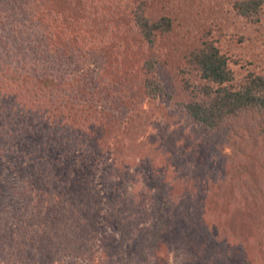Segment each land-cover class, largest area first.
Masks as SVG:
<instances>
[{
    "label": "trees",
    "instance_id": "obj_1",
    "mask_svg": "<svg viewBox=\"0 0 264 264\" xmlns=\"http://www.w3.org/2000/svg\"><path fill=\"white\" fill-rule=\"evenodd\" d=\"M94 1L103 7L108 2ZM115 1L116 8L95 14L84 0H68L66 5L63 0H0V155L15 167L23 185L20 208L13 214L0 211V263L40 258L55 264L91 257L104 199L98 169L109 170L100 166L105 163L100 160L103 144L110 140L109 124L148 99L162 98L183 120L166 153L171 159H165L177 179L156 187L153 221L132 244L129 225L117 218L121 239L110 247L123 255L139 246L138 257L145 261L173 242L190 264H232L227 251L232 239L247 235L248 217L257 227L264 210V75L251 73L236 84L229 56L208 42L207 33L205 42H195L187 31L182 48L190 39L193 46L186 57L180 50L178 61L171 64L157 52L155 39L172 30L173 20L151 19L144 15L143 4ZM170 1L158 0L157 5L172 8ZM186 1L176 0L179 8ZM209 1L222 13L217 2ZM228 2L242 19L261 15V0ZM123 21L140 35L146 51L133 60L123 52L121 58L119 46L114 48L107 65L114 74L106 67L103 86V73L94 77L90 69L94 52L107 47L99 30L115 26L114 32L126 34ZM214 26L210 21L205 30ZM102 38L117 40L110 31ZM142 123L141 131L147 121ZM181 159L182 164L173 163ZM191 164L194 170L188 171ZM236 177L247 190L254 189L240 210L247 224L225 221L219 226L225 230L212 235L213 209L218 220V212L228 205L224 181ZM200 220L202 229L191 230ZM250 257L264 262L259 252ZM246 260L241 249L236 261Z\"/></svg>",
    "mask_w": 264,
    "mask_h": 264
},
{
    "label": "rangeland",
    "instance_id": "obj_2",
    "mask_svg": "<svg viewBox=\"0 0 264 264\" xmlns=\"http://www.w3.org/2000/svg\"><path fill=\"white\" fill-rule=\"evenodd\" d=\"M54 1L56 0H50L51 3ZM67 1L63 0V4L66 5ZM84 1L95 14H100L102 10L116 8L115 0H108L106 7L94 0L91 2L90 0ZM129 1L130 3L143 4L146 17L159 20L170 17L173 20L172 30L168 33L156 34L157 38L155 39L156 50L160 55L166 57L165 61L168 59L171 64L177 62L176 59L180 56V50L186 57L187 52L191 50L187 48L193 46V41L190 39L187 46L182 48L181 37L187 31L191 32L189 36L195 42L199 39L201 42H205L207 33L208 42L215 44L221 52L229 56L230 69L236 76V84H242L243 79L251 73L264 75V0H261L262 11L259 18L255 17L250 20L235 15L231 6L228 5V0H214L222 9V13H216L213 9L214 5L208 3L211 2L209 0H206L207 2L205 0H180V2L186 1V4L180 8L176 0L170 1L172 8L167 5L163 7L157 5L158 0ZM160 1L161 4L166 3V0ZM121 6L118 4L117 9ZM191 12H194V16L191 15ZM70 17L65 18L70 19ZM115 18L116 20L112 21L116 25L118 18L117 16ZM80 19L83 18L80 17ZM210 21H213L215 26L205 30L206 24L209 25ZM122 25L126 34L119 35L116 31L114 32L115 26L106 25L99 30L100 41L107 42V47L104 51L94 52V59L90 68L94 77L97 76V73L105 72L106 67L107 71H111V76L114 74L112 68L108 67V63L112 61L111 54L117 46L121 47L117 48L121 58L122 52L124 58L133 60L141 51L145 53V43H142L140 35L133 29L130 22L123 21ZM71 30L73 31V29ZM108 31H110V36L113 39H117H114L115 42L102 38ZM113 61H115V57ZM104 77L103 73L101 75L104 84L101 83V85L103 86H105ZM115 109L117 110L116 116L119 111L116 106ZM145 121H147L146 128L141 131L142 122ZM182 123L183 120L174 112L173 105L159 98L144 101L140 106L132 108L130 113L125 115V118L122 117L120 121L116 119V122L109 124L111 128L110 140L103 144L105 146L102 149L106 151L101 153L100 157V160L105 159V163L100 166L106 165L109 170L101 171L99 170L100 167L98 169V172L100 171L98 173L99 189L104 199L101 203L100 218L98 223L94 225L98 237L95 240L96 246L93 248L89 259L61 260L55 264H122V260L129 262V264H190L186 253L178 249L173 242H171L172 244L169 243L171 246L151 252L145 261L138 257L139 246H133L131 251L127 250L123 255L118 253L116 248L113 251V248L110 247L114 243L117 244L121 239V232L114 224L117 218L122 217L124 223L129 225L127 226L130 228L128 241L131 244L153 221V193L156 191V187L161 186L163 182L174 184V180L177 179L173 166L165 159H169V154L166 153L172 149L170 142L174 141L176 136L178 137ZM137 132L141 134H132ZM180 135L182 137L181 133ZM176 146L180 147L181 141ZM225 152L231 154L229 149H226ZM9 162L8 159L0 155V211L13 214L20 208L19 201L22 199V195L19 191L23 185L21 177L17 174L18 171ZM173 163L178 166L182 164V159ZM193 165L191 164L188 171L194 170ZM239 180L236 177L227 178L224 181L222 187L225 189L228 205H224L220 209L218 215L221 213V216L218 217V220H216L218 210L213 209L212 225L216 226L211 228L213 230L212 235L217 232L220 234V231L225 230V227L219 229V226L223 225L225 221L238 220L247 224L242 219L244 214L240 210L243 207L242 202L254 195V189L253 186H250V190H247V187L241 184ZM191 188L192 186H190ZM251 209L250 207L249 211ZM170 216L174 217L175 215L171 213ZM250 221L252 220L248 217L247 235H242L241 239L235 242L232 239L227 250L228 252L231 251L228 259L232 260V264H236L234 261L241 257V249L244 250L245 259L247 258L243 264H264V262L256 263L250 257L252 253L258 254V252L264 257V210H260L258 219L255 221L257 227L250 224ZM194 228L196 231L198 228L201 230L202 220L194 222V227L191 230ZM233 228L237 229L236 226ZM220 250L222 253L221 246ZM14 260L12 262L3 261L0 264H53L42 261L40 258ZM207 261L204 260L198 264H207ZM236 262L237 264L242 263Z\"/></svg>",
    "mask_w": 264,
    "mask_h": 264
}]
</instances>
